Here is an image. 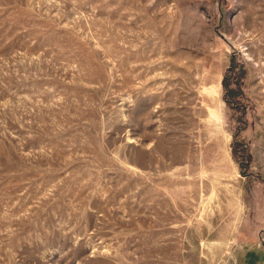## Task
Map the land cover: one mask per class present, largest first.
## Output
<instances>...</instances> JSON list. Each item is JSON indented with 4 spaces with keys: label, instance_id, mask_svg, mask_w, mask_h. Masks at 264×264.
Masks as SVG:
<instances>
[{
    "label": "rangeland",
    "instance_id": "rangeland-1",
    "mask_svg": "<svg viewBox=\"0 0 264 264\" xmlns=\"http://www.w3.org/2000/svg\"><path fill=\"white\" fill-rule=\"evenodd\" d=\"M0 264H264V0H0Z\"/></svg>",
    "mask_w": 264,
    "mask_h": 264
}]
</instances>
